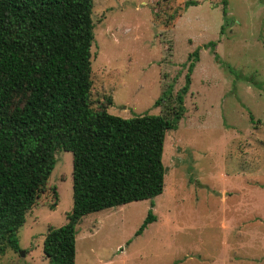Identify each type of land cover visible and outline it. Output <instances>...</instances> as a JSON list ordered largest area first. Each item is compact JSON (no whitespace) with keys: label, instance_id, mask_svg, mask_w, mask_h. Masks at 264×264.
<instances>
[{"label":"rangeland","instance_id":"rangeland-1","mask_svg":"<svg viewBox=\"0 0 264 264\" xmlns=\"http://www.w3.org/2000/svg\"><path fill=\"white\" fill-rule=\"evenodd\" d=\"M92 17L95 109L111 98L112 115H159L194 52L199 61L184 118L166 136L164 193L155 207L146 200L83 218L76 264H264V0H94ZM55 158L20 250L0 264H48V229L73 209V154L57 149ZM150 210L157 220L137 236Z\"/></svg>","mask_w":264,"mask_h":264},{"label":"trees","instance_id":"trees-1","mask_svg":"<svg viewBox=\"0 0 264 264\" xmlns=\"http://www.w3.org/2000/svg\"><path fill=\"white\" fill-rule=\"evenodd\" d=\"M93 10L94 0H0V254L20 250L19 230L49 188L57 149L73 154V209L48 229V264H76L86 216L146 200L155 207L164 193L166 136L186 113L198 52L176 96L169 87L157 102L161 114L118 117L111 98L95 109ZM156 220L150 210L136 235Z\"/></svg>","mask_w":264,"mask_h":264},{"label":"water","instance_id":"water-1","mask_svg":"<svg viewBox=\"0 0 264 264\" xmlns=\"http://www.w3.org/2000/svg\"><path fill=\"white\" fill-rule=\"evenodd\" d=\"M20 255H21L22 257H25V256H26V252H25V251H21V252H20Z\"/></svg>","mask_w":264,"mask_h":264}]
</instances>
